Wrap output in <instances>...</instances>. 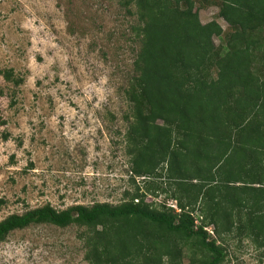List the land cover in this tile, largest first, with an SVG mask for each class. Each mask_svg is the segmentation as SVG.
Here are the masks:
<instances>
[{
	"label": "trees",
	"instance_id": "1",
	"mask_svg": "<svg viewBox=\"0 0 264 264\" xmlns=\"http://www.w3.org/2000/svg\"><path fill=\"white\" fill-rule=\"evenodd\" d=\"M117 1L133 24L124 92L131 179L153 181L118 204L11 214L0 241L33 226H77L88 264H184L185 255L225 264L233 241L263 248L264 0H200L219 8L228 33L201 22L197 0ZM161 194L178 209L147 200Z\"/></svg>",
	"mask_w": 264,
	"mask_h": 264
},
{
	"label": "rangeland",
	"instance_id": "2",
	"mask_svg": "<svg viewBox=\"0 0 264 264\" xmlns=\"http://www.w3.org/2000/svg\"><path fill=\"white\" fill-rule=\"evenodd\" d=\"M195 10L230 31L213 3L197 0ZM131 25L117 0H0V221L46 204H118L153 181H132L126 152ZM147 200L176 205L166 194ZM82 231L17 230L0 241V264H88ZM229 252L225 264H264V247L249 239Z\"/></svg>",
	"mask_w": 264,
	"mask_h": 264
},
{
	"label": "built area",
	"instance_id": "3",
	"mask_svg": "<svg viewBox=\"0 0 264 264\" xmlns=\"http://www.w3.org/2000/svg\"><path fill=\"white\" fill-rule=\"evenodd\" d=\"M172 207L177 209V206L176 205H172Z\"/></svg>",
	"mask_w": 264,
	"mask_h": 264
}]
</instances>
